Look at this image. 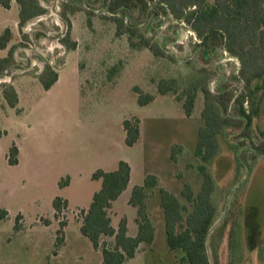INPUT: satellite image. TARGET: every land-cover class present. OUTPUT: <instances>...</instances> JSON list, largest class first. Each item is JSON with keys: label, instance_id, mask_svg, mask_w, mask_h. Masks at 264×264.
Here are the masks:
<instances>
[{"label": "rangeland", "instance_id": "374dc122", "mask_svg": "<svg viewBox=\"0 0 264 264\" xmlns=\"http://www.w3.org/2000/svg\"><path fill=\"white\" fill-rule=\"evenodd\" d=\"M64 1L40 0L45 12L27 22L21 32L15 0L9 8L0 6V34L6 27L12 32L0 56L17 45L16 65L0 77V206L8 211L0 222V264H103L101 253L80 233V210L100 187V180L91 179L92 172L110 170L117 160L129 163L131 177L110 216L116 226L122 216L128 217L129 233H134L136 223L127 197L146 173L156 174L159 186L175 194L184 182L197 191L201 161L194 147L203 124V95L198 92L193 112L186 116L174 95L156 93L155 82L172 77L183 89L200 75L207 76L209 88L226 105L225 122L217 135L219 151L204 163L213 185L209 260L211 264H264L263 90L254 89L246 96L239 60L222 44L201 46L188 24L174 19L157 0H147L146 8H133L126 20L165 48L168 57L131 48L126 35H115L103 4L88 0H72L80 6L69 15L71 38L77 46L66 49L59 43ZM45 63L58 72V80L48 90L35 77ZM5 83L17 91L16 107L8 106L2 96ZM134 86L154 93L155 99L138 105ZM242 99L244 110L251 114L249 124L240 111ZM133 115L140 119L141 138L127 146L122 120ZM12 143L18 147L16 165L7 161ZM174 146L180 151L172 159ZM67 176L68 184L60 188L58 182ZM57 195L68 203L59 219L54 218L51 205ZM148 204L155 239L150 245L141 244L135 256L122 264H187L180 251L166 244L156 190ZM62 219L67 222L64 242L55 254Z\"/></svg>", "mask_w": 264, "mask_h": 264}, {"label": "trees", "instance_id": "16d2710c", "mask_svg": "<svg viewBox=\"0 0 264 264\" xmlns=\"http://www.w3.org/2000/svg\"><path fill=\"white\" fill-rule=\"evenodd\" d=\"M12 0H0V6L9 8ZM101 2L115 26V35H126L133 49H148L154 56L168 57L167 50L157 42L151 41L139 30L137 25L129 23L126 17L133 8H146L147 0H88ZM152 1V0H149ZM18 5V30L31 19L42 15L45 8L40 0H15ZM174 19L188 24L196 33L201 46L212 47L223 45L224 49L234 55L240 62L239 74L244 81L246 96L254 89L264 92V0H157ZM80 9L72 0L61 4L59 17L63 21L64 31L59 43L66 49H75L77 41L71 38L72 22L69 15ZM27 38V34H22ZM12 39L11 30L6 27L0 34V49H5ZM11 45L5 56H0V77L5 71L16 65L15 47ZM36 78L45 90L50 89L58 80V72L45 63ZM254 83V85H253ZM156 93L172 94L181 103L184 115L193 112L198 92L203 95L201 118L203 124L198 128V139L194 147V155L200 158L197 166L201 176V185L195 191L189 182H184L179 195L159 186L158 176L146 173L142 183L132 186L127 200L128 205L135 209L136 232L128 234L127 218L122 216L116 227L112 224L110 211L116 201L129 187L131 167L123 159L117 161L116 168L104 170L97 168L91 174L92 180H100V187L92 193L91 200L85 209L80 210V233L88 238L92 247L101 253L103 264H122L135 256L141 244H152L156 229L149 212V198L158 193V207L163 214L166 244L170 250L182 253V261L187 264H211L207 253L208 231L212 224L213 212L210 197L213 185L204 163L210 161L219 151L217 135L221 131L225 118L222 112L226 105L222 96L218 99L208 86V79L200 75L180 89L175 78H159L155 82ZM137 94V104L145 106L155 99L154 93L143 92L138 86L133 87ZM2 96L10 107L18 104V94L12 84L5 83L1 89ZM244 94H242V97ZM240 111L245 123L251 122L250 112L243 108L245 100H239ZM255 113V110H252ZM125 134L124 143L133 146L141 138L140 119L130 116L122 120ZM180 147L171 149V158L175 159ZM7 161L10 165L18 163V147L12 143L8 149ZM69 176L61 178L58 186L67 185ZM180 197L185 202L180 200ZM55 219L67 208V200L55 196L51 202ZM8 216V211L0 206V222ZM16 217L15 229H19ZM48 223V221H45ZM56 230L55 249L64 242L65 219L59 220ZM106 238H113L107 242ZM217 263V260H215Z\"/></svg>", "mask_w": 264, "mask_h": 264}, {"label": "crops", "instance_id": "0c3cea01", "mask_svg": "<svg viewBox=\"0 0 264 264\" xmlns=\"http://www.w3.org/2000/svg\"><path fill=\"white\" fill-rule=\"evenodd\" d=\"M36 77V76H35ZM118 161V160H117ZM18 162H20V158H19V160H18ZM116 167H114V168H112V169H110V170H113V169H115ZM129 185H130V183H129ZM94 192V191H93ZM92 196V195H91ZM128 197H129V195H128ZM128 197H127V200H128ZM91 200V199H90ZM90 202V201H89ZM115 202V201H114ZM114 202H113V205H114ZM89 204V203H88ZM88 206V205H87ZM134 209V208H133ZM135 210V209H134ZM134 217H135V214H134ZM112 224H113V226L114 227H116V225L113 223V221H112ZM127 224H128V217H127ZM130 232V230H129V225H128V234L129 235H134L135 234V232H136V230L134 231V233H129Z\"/></svg>", "mask_w": 264, "mask_h": 264}]
</instances>
